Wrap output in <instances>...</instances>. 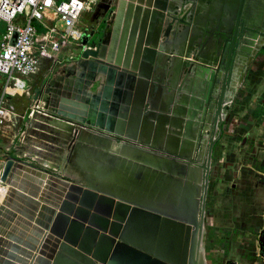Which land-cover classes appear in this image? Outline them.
Instances as JSON below:
<instances>
[{"label":"water","instance_id":"water-1","mask_svg":"<svg viewBox=\"0 0 264 264\" xmlns=\"http://www.w3.org/2000/svg\"><path fill=\"white\" fill-rule=\"evenodd\" d=\"M173 1H106L97 39L90 42L82 37L81 46L73 52L72 65L64 69L69 79L77 74L76 83L69 80L63 86L59 83L62 78L54 72L35 89L32 99L41 101L43 109L64 123L60 129L64 137L60 156L65 154L67 166L82 159V165L77 164L82 170L76 181L22 158L4 156L0 185L7 189L0 204V264H198L212 151L217 140L215 127L221 121L227 80L240 56L248 59L260 51L264 27L249 16V0H226L223 17L214 22L210 19L204 29L196 27L198 16L191 8L180 15V9L191 0ZM119 9L123 14L120 25L114 19ZM111 24L118 38L105 61L99 56ZM188 27L198 42L192 39V53L184 57L189 69L186 74L206 80V102L200 115L207 117L208 126L214 112L211 130L204 127L209 139L198 145L200 151L208 145L200 212L197 190L189 192L188 187L182 188L179 178L170 176H181L183 171L180 165L173 167L177 161L171 155L184 157L188 165L195 162L185 155L188 143L183 142L182 154L173 153L172 143L164 148L156 144L161 136L171 142L186 138L183 131L201 119L180 89L159 107L160 83L156 86V75H152L159 45L169 42L171 35L188 32ZM213 47L211 59L209 49ZM224 58L227 60L221 77L219 66ZM133 131L147 132L150 141L135 139ZM124 140L168 156L160 158L156 153L129 147L135 162L128 163V175H116L114 162L126 155L128 147ZM104 143L108 150L115 143L121 149L115 151V156L102 155L98 149L105 148ZM100 154L108 165L99 163L95 171L87 161ZM93 173L105 181L111 178L112 183L103 182ZM15 211L21 222H34L29 226L36 238H43L41 243L37 239L26 243L15 240L12 233L6 236ZM23 224L20 227L24 228ZM257 239L264 256V226Z\"/></svg>","mask_w":264,"mask_h":264},{"label":"crops","instance_id":"crops-1","mask_svg":"<svg viewBox=\"0 0 264 264\" xmlns=\"http://www.w3.org/2000/svg\"><path fill=\"white\" fill-rule=\"evenodd\" d=\"M106 1L110 2L111 0H106ZM106 1H103V2L98 1L97 5L94 7L92 11H86L81 15L77 24L84 33L83 39H86L90 42L92 41V38L97 39L98 32L103 27V25L102 24L100 25L99 23L101 22V18H102L101 16L105 10L104 5L105 4L108 5ZM225 3H226V0H191V1H187V6L189 9L190 8L192 9L193 15L198 16L197 17L198 24L196 25V27L200 29H204L206 28L207 25H209L210 19H212L213 20L212 22H214V20L217 17L218 18L223 17V14L225 13L224 11ZM249 4L250 5L247 10L249 13V16L255 22V24H258L264 27V0H249ZM80 20H83V22H80ZM188 29H189L188 32L182 33L181 36H179L180 35L179 33L176 35H171L169 38V42L162 44V47H161L162 49L157 50L155 61L153 62L154 64L152 66V75H154L156 72V69L158 67V64L161 58L160 56L163 53V50H167V54L165 55L166 56L165 72L160 71V75L164 74V76H163V79L160 81V85H159L160 87L157 88L159 107L160 106L162 107L164 104H166V102H168L173 97L174 95L173 93L177 89L181 90L180 94L185 96L188 99V102L192 100L193 98L199 101H202L200 97H202L203 99V92L205 90L206 80H204L203 77L196 76V74L193 75V73L186 74V72L189 69L187 70L186 63H185L187 61L184 57L190 56V54L192 53L189 48V45L191 44L192 39L195 42H198L196 41L198 40V38L195 39L192 36L193 32L192 30H190L191 27H188ZM0 30H2V28ZM110 37L112 39L113 36L110 35ZM77 47L78 45L71 44L67 47H64V49H62L60 52L59 56L61 59H63L62 61L63 64L61 66H58L56 68V71H57V75L59 76V78H62V80L59 81V83L63 86H66L65 84L68 83L69 80L71 81L69 82L71 84L73 83V85L77 81V78H78L77 74H75L74 78L71 77V79H69L70 77L67 78L65 76L66 75L64 72L65 68L63 66L65 63L67 64L66 60L68 59V57L71 54L73 56V52ZM209 50H211L212 52V54H210V58L212 59L214 57L213 56L214 47L210 48ZM259 52L262 55V53L264 52V45H262ZM255 55L257 56V58H259L258 56H261L260 54L257 55V53H255ZM247 60H248L247 58L240 56L238 61L235 63V65H237L238 71L236 74H234L235 68H236L235 67L233 69V73H231V75L228 77V80H227L228 90L225 91V99H224L223 107L227 106V104L229 103V99H231L230 98L231 92L235 91L236 89L238 90L239 88L238 85L241 80L242 70L244 69L245 64L247 63L246 62ZM49 66L50 65L48 61H45L42 66L41 71L38 74L30 75L24 78L27 84V90H25L24 92L11 91L5 94L7 104L13 106L14 115L11 116L8 120H6L5 125L2 128H0V162L3 161L4 156L12 155V156L22 158L26 162L32 161L31 162L32 164H35L36 166L42 169H46V170L54 171V172H61L62 175H65V171L67 169H70L72 173L73 174L75 173V175L77 176V174H79V172H81L82 170L80 166L82 165L83 160L77 158L76 161L74 162L75 163L74 165L70 164L67 166V162H65V159H64L65 154L63 157L60 156V151L62 149L60 143H61V140H63L64 138L62 135L63 131L60 130L64 126L63 121L61 122L57 118H54L49 111L43 109V104L41 101H34L32 99L35 94V89L39 88L42 82H45L49 79L50 74H51V73L49 74V71H48ZM160 69L162 70V68ZM222 76L223 74L221 72V77ZM157 78H160V77H157ZM1 80H4V82L6 83L5 77L0 76V95L3 91V87L5 84ZM52 89L58 91L57 88H52ZM203 101L204 102L202 103V106L199 110L194 109V107H191L193 111L198 113L197 114L198 118L202 117V115H200V112H203L206 100H203ZM34 105L39 106L38 107L39 111L37 110L36 112L33 113L32 116H28L30 109H32V106ZM44 113L47 115H45ZM221 116L224 117V113H222ZM199 124L200 122H198V124L195 123L191 125L187 131H183L187 135L186 138L180 137V139H177L176 137L177 141L175 140L174 142H171V140H166V138H163L161 136L157 138L158 140L156 141V144L159 148L167 147L168 143H172L173 153L178 152L181 154L183 152V149H182L183 142L186 141L188 143L186 145L187 147L185 150V155L188 157V160L191 159L195 162L188 165L186 164L187 161L185 160L184 157H178V156L175 157L171 155L170 157L174 158L177 161L176 164L173 165V167H177L178 165H180L183 167V171H182L181 176L177 174H170V176L175 179L179 178L182 182L181 183L182 188H184L185 186L188 187L189 189L188 188L187 189L189 192L190 191L192 192L193 190L195 192L197 190L198 209H200V205H201L203 175H204V165L203 164L205 160V156H204L205 147L201 151L198 150V145L200 141V135H199L200 125ZM133 134H134L135 139L137 138V140L141 139L145 141L147 139L149 140L151 137L150 135L148 136L147 132H142V131H133ZM124 141H126L125 144L128 147L126 149L127 151H125L126 155L120 156V160L119 161L115 160L114 162V164L117 165V166H113V168L115 169V173H117L116 175L119 174L120 176H122L124 173L127 174L125 172V169L126 168L130 169V165L128 163L135 162L130 157L131 152H132L131 149H134V148L144 149L145 151L156 153V155L160 158H166V156H168L166 153L164 154L163 151H158L153 148H148V146H145V145L132 143V141L130 140H124ZM113 146L111 149L109 148L108 150L106 143H104L103 147L105 148H99L98 150L100 153H103L102 155L107 156L109 153L110 155L112 154L115 156V154H118V153L115 152V149ZM129 147H131V149ZM216 147H217V144L215 143L213 147V151H212L210 173H209V179H208V187H207V194H206L207 202L205 201V204L209 205L208 207L209 213L205 214L207 218V223H209V221L212 222L210 225L214 227L215 226L214 222H217L216 221L217 219L221 222L218 225L221 227H224V225H222L224 224L223 222H228L229 219H234L235 220L234 223H237L238 221V223L242 224L243 226H246L247 228V225H245L246 219L244 221L240 220V218L238 217V215L235 214L234 211H233V214L229 212L231 214L229 215L228 212H225L224 208L227 211H229L230 209L226 207L222 209L217 207L216 209H214L215 206L212 205V202L213 203L218 202L220 204L222 202L221 196L223 194V190L228 191L230 189V185L232 184V181H234L235 179L240 178V181L238 183V186L234 190L233 188L230 189L231 190L230 192H233V193L236 192V194L238 195V194H243L245 192L243 181H245L246 178L249 182L251 179H253V175H255V178L263 177L264 176V155L262 156V158L257 157L254 160H250L252 162H255L254 166L252 167L248 166L245 168V170L242 168L241 169L236 168L233 171L234 173H229L230 176L229 175L226 176V173L229 172V170L226 169L227 167H222L220 163L219 164L216 163L215 165V160L217 159V156H218L217 154H215ZM102 155L100 154L99 157L97 155L95 159H88L87 161L89 164L91 163L95 171H96V168H98L99 163L107 164V162L103 160ZM32 157H34L35 160H33ZM81 157L86 158L85 155H82ZM77 164H79L80 166H78ZM84 165L85 164L83 163V167ZM250 170H253L254 173H252ZM93 175L95 177L99 176V174L97 173H93ZM69 177L71 179H75L76 181L78 178V177L75 178L73 176H69ZM242 177L244 178L243 180H241ZM98 178L101 179L100 176ZM108 179H109L108 181H105V179H101V180L103 182L112 183L111 181L112 179L111 178H108ZM227 183L229 184V189H228ZM6 189H7L6 186L0 185V193L2 192L3 194L0 197V204H2L4 201V196H5L4 192L6 191ZM208 201H210L209 204H208ZM15 212H16L14 213L15 217H13L12 220H10L7 224L6 236L9 235L8 233H12L13 238L15 240L20 239L22 242L26 243V242H30V240L32 239H33L32 241L37 239L41 243L43 238L41 239L36 238L34 235L35 231L33 230L32 227L29 226V223L30 225H33L34 222H29V221L21 222L19 220L20 214L17 211ZM217 213L219 214L218 218L216 217ZM22 223L25 224V225L23 224L24 228L20 227ZM26 223H28L27 226H26ZM263 226H264V222L260 223V221L258 220L257 224L254 227H252V229H249L251 230L250 234L248 232H242V236L245 238L247 236V238H249V235H253V233L256 230H257V233H259L260 230L263 228ZM221 227L220 228L216 227L217 229H221V230L224 229L223 233H218V236L219 237L221 236L222 238L221 242H224L226 240V242L229 244L231 242L237 243L238 241H240L238 240V236L240 235H238L237 231L233 230V228H232V233L229 235V232H228L229 229L226 230L225 228H221ZM13 230H17V231H13ZM19 233H23L25 235L22 236V235H19ZM228 236L231 237V239L228 238ZM8 241L10 243L14 242L13 240H9V239ZM207 263L209 264V261Z\"/></svg>","mask_w":264,"mask_h":264},{"label":"rangeland","instance_id":"rangeland-1","mask_svg":"<svg viewBox=\"0 0 264 264\" xmlns=\"http://www.w3.org/2000/svg\"><path fill=\"white\" fill-rule=\"evenodd\" d=\"M80 22H83V20H80ZM256 53L261 55L259 51ZM254 55L255 53L249 56L246 61L247 63L242 70L241 80L238 85L239 88L231 92V99H229L227 104L228 109L225 110V107H222L224 117H221V121L215 127L214 137L217 138L215 141L217 144L215 154L218 155L215 165L220 163L222 167H227L226 169L229 172L226 173V176L229 173H234L233 171L236 168L245 170L248 166H254L255 162L250 160H254L257 157L262 158L264 155V52L261 56H258L259 58ZM1 81L5 83L4 80ZM213 117L214 112L211 115L209 126L205 115L201 117L202 120L200 119L199 135L201 142L203 139H207V141L209 139V136L205 135L204 127L208 126V129L211 130ZM219 133L220 136H218ZM207 146L206 144L204 150V167ZM250 171L254 173L253 170ZM243 179L242 177L241 180ZM239 181L240 178L232 181L230 189L233 188L234 190L238 186ZM243 184L245 187L243 194L237 195L236 192H230L228 184V191L222 189V202L220 204L212 202V205L215 206L214 209L226 207L230 210L227 211L224 208L225 212L233 214L234 211L240 220L244 221L246 219L245 225H247V228L238 223V221L234 223L235 220L229 218L228 222H223L224 224L222 225L224 227L218 225L221 222L217 219V222H214V227L210 225L212 222L209 221L206 226V253L209 264H264V260L256 255L259 247L257 230L253 235H249V238L242 236V232L250 234L251 230L249 229H252L258 220L260 223L264 222V176L255 178V175H253V179L248 182L246 178ZM209 203L210 201H208ZM208 207L209 205L205 204V214L209 213ZM229 215L231 214L229 213ZM216 217H219L218 213ZM216 227L229 229V235L232 233L233 228L241 236H238L240 241L229 244L226 240L221 242L222 238L218 236V233H223L224 229L221 230ZM228 238L231 239L229 236Z\"/></svg>","mask_w":264,"mask_h":264},{"label":"built area","instance_id":"built-area-1","mask_svg":"<svg viewBox=\"0 0 264 264\" xmlns=\"http://www.w3.org/2000/svg\"><path fill=\"white\" fill-rule=\"evenodd\" d=\"M97 2L0 0V76L6 81L0 95V128L14 115L13 106L7 104L5 94L27 90L24 78L38 74L45 61L50 65L49 74L57 73L56 68L63 64L59 56L61 50L71 44L81 46L84 33L77 24L78 20L84 12L92 11ZM187 8L185 4L180 15ZM72 57V54L68 57L64 68L72 65ZM38 107L32 106L28 116L39 111Z\"/></svg>","mask_w":264,"mask_h":264},{"label":"bare ground","instance_id":"bare-ground-1","mask_svg":"<svg viewBox=\"0 0 264 264\" xmlns=\"http://www.w3.org/2000/svg\"><path fill=\"white\" fill-rule=\"evenodd\" d=\"M174 1H176V0H174ZM173 1V2H174ZM122 17H123V14H122V10L121 9H119V11H118V13H116V17L114 18V19H116V20H118L117 21V23H118V25H120V22L119 21H121L122 20ZM113 21V20H112ZM112 23V22H111ZM111 28H108V30H107V37H106V39H105V41H104V43H103V45L101 46V52H100V59H102V60H107V58L109 57V52H110V49L112 48V46H114V45H116V42H117V30H116V28H115V26H114V24H113V27H112V24H111V26H110ZM110 35L111 36H113L112 37V39H111V37H110ZM159 50L160 49H162L161 47H162V45L160 44L159 45ZM167 54V50H163V53L161 54V58H160V61H159V64H158V67H157V69H156V72H155V78H154V81H155V84H156V86L157 85H159V83H160V81L163 79V76H164V74H162V75H160V71H162V72H165V58H166V55ZM235 72H234V74H236L237 73V71H238V69H237V65H235ZM160 68H162V70L160 69ZM160 69V70H159ZM157 77H160V78H157ZM88 92L85 90L84 91V97L86 98V97H88ZM200 99L202 100V101H199V100H197V99H195V98H193L192 100H191V107H194V109H200L201 108V106H202V103L204 102L203 100L204 99H202V97H200ZM41 103V102H40ZM192 109V108H191ZM223 117V116H222ZM197 121V120H196ZM196 124H198V121L196 122ZM114 149H115V151H119L120 149H121V145H117V143H115L114 144ZM65 174L67 175V176H73V177H77L76 175H75V173L73 174L72 173V171L70 170V169H67L66 171H65ZM4 189V188H3ZM5 193V192H4ZM3 194H2V192L0 193V197L2 196ZM198 264H206V259H205V250H204V248H203V246H201V248H200V252H199V256H198Z\"/></svg>","mask_w":264,"mask_h":264},{"label":"flooded vegetation","instance_id":"flooded-vegetation-1","mask_svg":"<svg viewBox=\"0 0 264 264\" xmlns=\"http://www.w3.org/2000/svg\"><path fill=\"white\" fill-rule=\"evenodd\" d=\"M189 11V8L185 11L186 13ZM189 13V12H188ZM233 58V57H232ZM234 59V58H233ZM233 59H232V61H233ZM226 60H227V58H224V61H223V63H220V66H219V62L218 63H216L217 64V66L216 67H220L221 69H222V74H224V67H225V64H226ZM232 61H231V63H232ZM223 77V76H222ZM199 212H200V209H199ZM199 212H198V214H199ZM199 217V216H198ZM206 226H207V218H206V215H205V217H204V225H203V235H202V240H201V246H203V248H204V250H205V259H206V264H208L207 262H208V260H207V253H206V241H207V239H206ZM256 255L258 256V257H261V259H263L264 260V256H262V254H261V252H260V248L258 247V251H257V253H256Z\"/></svg>","mask_w":264,"mask_h":264}]
</instances>
